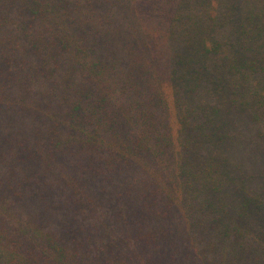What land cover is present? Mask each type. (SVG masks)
<instances>
[{"label":"trees","instance_id":"trees-1","mask_svg":"<svg viewBox=\"0 0 264 264\" xmlns=\"http://www.w3.org/2000/svg\"><path fill=\"white\" fill-rule=\"evenodd\" d=\"M0 264H264V0H0Z\"/></svg>","mask_w":264,"mask_h":264}]
</instances>
